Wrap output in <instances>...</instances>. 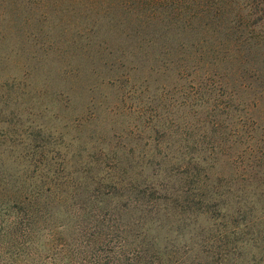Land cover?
<instances>
[{
    "label": "rangeland",
    "instance_id": "374dc122",
    "mask_svg": "<svg viewBox=\"0 0 264 264\" xmlns=\"http://www.w3.org/2000/svg\"><path fill=\"white\" fill-rule=\"evenodd\" d=\"M72 4L0 0V209L22 215L32 208L40 228L38 246L27 249L38 258L0 264H72V242L93 227L104 232L98 248L106 258L110 225L127 239V251L140 247L144 258L165 264H264L252 258L263 248L264 211L233 223L218 200H208L226 193L231 169L201 164L207 189L184 185L195 178L180 168L186 151L176 126L187 111L179 93L200 100L206 93L192 91V76L168 83L170 73L117 70L74 49L83 25L76 14L85 11ZM256 28L264 33V17ZM250 122L258 125L246 130L264 141V100ZM215 178L222 188L208 191ZM116 179L125 190H112ZM160 186L174 196L164 197ZM205 203L210 213L200 212Z\"/></svg>",
    "mask_w": 264,
    "mask_h": 264
},
{
    "label": "trees",
    "instance_id": "16d2710c",
    "mask_svg": "<svg viewBox=\"0 0 264 264\" xmlns=\"http://www.w3.org/2000/svg\"><path fill=\"white\" fill-rule=\"evenodd\" d=\"M239 1L72 0L74 7L84 6L85 11L76 14L83 25L74 31V49L99 54V63L103 60L104 65L117 70L128 67V71L170 73L168 83L192 76L190 81L198 87L192 91L206 93V100L179 93L182 101L178 106L187 111L176 126L183 134L186 151L180 168L191 170L195 179L184 185L193 186L192 191L208 187L200 178L201 164L212 163L211 169L221 162L222 168L231 169V184L224 185L226 193L213 192L222 188L223 179L215 178L208 189L213 193L207 197L218 200L216 208L228 212L233 223L255 210L264 211V141L246 130L250 124L253 128L258 125L250 121L264 100V33L256 28L263 20L264 8L262 0ZM95 35L100 41L93 40ZM124 184L116 179L109 185L118 191L125 190ZM171 188L160 186L157 191L171 199ZM110 196L115 197L113 192ZM208 207L205 203L200 212L210 213ZM17 213L14 207L0 209V258H38L27 251L38 246L37 214L32 208ZM106 229L112 237L106 258H100L102 249L98 248L104 232L93 227L91 233L77 235L72 242V264H165L144 258L140 247L132 254L127 251V239L117 235L118 228L110 225ZM261 234L253 240H259ZM93 243L98 252L91 247ZM260 247L258 256L252 258L263 260L264 244Z\"/></svg>",
    "mask_w": 264,
    "mask_h": 264
}]
</instances>
